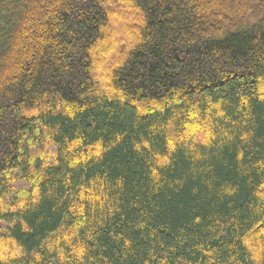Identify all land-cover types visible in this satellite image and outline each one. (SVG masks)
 I'll list each match as a JSON object with an SVG mask.
<instances>
[{
	"label": "trees",
	"instance_id": "1",
	"mask_svg": "<svg viewBox=\"0 0 264 264\" xmlns=\"http://www.w3.org/2000/svg\"><path fill=\"white\" fill-rule=\"evenodd\" d=\"M0 264H264V0H0Z\"/></svg>",
	"mask_w": 264,
	"mask_h": 264
}]
</instances>
